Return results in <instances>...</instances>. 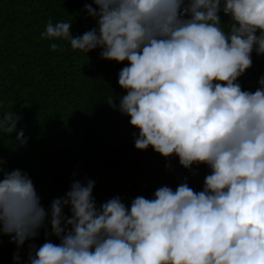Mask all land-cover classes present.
Listing matches in <instances>:
<instances>
[{
    "label": "clouds",
    "instance_id": "obj_1",
    "mask_svg": "<svg viewBox=\"0 0 264 264\" xmlns=\"http://www.w3.org/2000/svg\"><path fill=\"white\" fill-rule=\"evenodd\" d=\"M92 4L85 11L96 27L73 36L72 23L50 19L40 38L127 61L118 74L126 90L118 110L139 130L135 148L211 171L202 191L187 182L165 185L130 208L119 196L98 207L95 182L74 180L46 210L28 174L5 172L0 157V236L16 245L13 260L19 264V250L48 220L45 234L59 243L29 245L28 264H264V76L255 91L237 82L252 53L264 55V0ZM221 12L230 18L227 31ZM106 102L117 107L111 97ZM21 119L12 111L0 116V137L15 133L26 145Z\"/></svg>",
    "mask_w": 264,
    "mask_h": 264
},
{
    "label": "trees",
    "instance_id": "obj_2",
    "mask_svg": "<svg viewBox=\"0 0 264 264\" xmlns=\"http://www.w3.org/2000/svg\"><path fill=\"white\" fill-rule=\"evenodd\" d=\"M86 3L92 0H0V116L9 111L22 116L17 131L22 128L28 138L26 145H19L15 133L0 137L2 167L5 172L27 173L46 210L54 199L65 196L74 180L95 182L98 207L119 196L130 208L134 198L152 199L157 189L124 184L105 167L112 148L139 134L130 117L118 110L120 97L126 95L118 74L128 62L104 60L99 48L86 54L73 51L68 41L40 38L50 19L72 23L73 36L96 27L85 11ZM220 16V26L227 31L230 18L222 12ZM51 43L59 44V50L52 51ZM252 60V67L237 81L246 91H255L264 76V55L254 51ZM109 97L115 109L106 102ZM109 164L128 182L176 187L187 182L197 192L211 171L204 164L185 169L174 155L165 159L151 147L142 151L135 145L115 151ZM64 215L70 216L68 208ZM46 232H51L48 220L37 238L19 250V264H28L29 245L38 248L46 239L59 243ZM9 241L8 235L0 236V264H17L13 260L17 247Z\"/></svg>",
    "mask_w": 264,
    "mask_h": 264
},
{
    "label": "water",
    "instance_id": "obj_3",
    "mask_svg": "<svg viewBox=\"0 0 264 264\" xmlns=\"http://www.w3.org/2000/svg\"><path fill=\"white\" fill-rule=\"evenodd\" d=\"M134 145H135V142L132 141V142H128V143H125V144H121V145L115 146L114 148H112L109 151V153L107 154L106 159H105V167L108 170V172L110 174H112L115 178H117L119 181L123 182L124 184L130 185V186H134V187H145V188H159L161 186H165L166 185V186L171 187L173 190H175L176 189V186L171 185V184H163V185H142V184H136V183L128 182V181L120 178L118 175H116L113 172V170L111 169L110 164H109V160H110L111 155L115 151H117L119 149L126 148V147H131V146H134Z\"/></svg>",
    "mask_w": 264,
    "mask_h": 264
}]
</instances>
